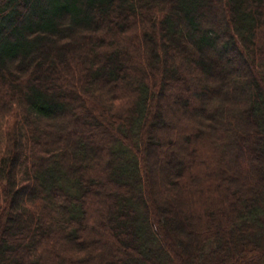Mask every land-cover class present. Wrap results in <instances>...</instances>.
<instances>
[{
    "label": "trees",
    "instance_id": "obj_1",
    "mask_svg": "<svg viewBox=\"0 0 264 264\" xmlns=\"http://www.w3.org/2000/svg\"><path fill=\"white\" fill-rule=\"evenodd\" d=\"M0 264H264V0H0Z\"/></svg>",
    "mask_w": 264,
    "mask_h": 264
},
{
    "label": "rangeland",
    "instance_id": "obj_2",
    "mask_svg": "<svg viewBox=\"0 0 264 264\" xmlns=\"http://www.w3.org/2000/svg\"><path fill=\"white\" fill-rule=\"evenodd\" d=\"M169 120L171 121V118ZM150 168H151V170L154 171V173L156 175V178L159 179L161 177V174H160L159 170H156V168H154L153 166H151Z\"/></svg>",
    "mask_w": 264,
    "mask_h": 264
}]
</instances>
